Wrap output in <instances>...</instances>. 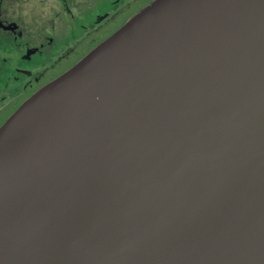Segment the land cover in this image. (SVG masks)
I'll return each instance as SVG.
<instances>
[{
    "label": "water",
    "instance_id": "95a60500",
    "mask_svg": "<svg viewBox=\"0 0 264 264\" xmlns=\"http://www.w3.org/2000/svg\"><path fill=\"white\" fill-rule=\"evenodd\" d=\"M0 264H264V0H155L27 99Z\"/></svg>",
    "mask_w": 264,
    "mask_h": 264
},
{
    "label": "rangeland",
    "instance_id": "374dc122",
    "mask_svg": "<svg viewBox=\"0 0 264 264\" xmlns=\"http://www.w3.org/2000/svg\"><path fill=\"white\" fill-rule=\"evenodd\" d=\"M153 1L26 0V4H20L7 0L3 6L5 17L19 24L23 36L0 30V125L56 73L51 66L73 61L89 45ZM105 15L98 32L84 35V27ZM51 38L54 42L49 45ZM35 47L41 51L34 52ZM24 71L32 74L25 75ZM38 75L40 79H36Z\"/></svg>",
    "mask_w": 264,
    "mask_h": 264
},
{
    "label": "flooded vegetation",
    "instance_id": "af4514ba",
    "mask_svg": "<svg viewBox=\"0 0 264 264\" xmlns=\"http://www.w3.org/2000/svg\"><path fill=\"white\" fill-rule=\"evenodd\" d=\"M7 0H0V30L2 31H9L12 33V35H14L15 37H22L23 36V32L20 30V26L18 23L14 22V21H11L9 20L8 18L5 17V14H4V11H3V6H4V3L6 2ZM20 2V4H26V0H17ZM154 2V1H153ZM152 3V2H151ZM151 3L145 5V7H147L148 5H150ZM145 7H143L142 9H144ZM142 9H140L139 11H136L130 18H128L127 20H125V22H127L129 19H131L134 15H136L138 12H140ZM106 15L105 16H99L98 19H96V21L93 23V24H90L89 27H84V35H87L89 34L90 32H98V30L100 29L101 27V23L102 21H104ZM124 24V23H123ZM122 24V25H123ZM121 25V26H122ZM120 27V26H119ZM119 27H117L115 30H113L111 33H109L107 36H104L102 38H100V40L98 41H95L93 42L91 45H89L86 49H84L81 53H79V55L71 62H69L68 64L64 65V66H60L58 67L57 65H53L51 66L52 68L56 69V73L51 76L43 85H41L40 87H38L32 94H35L40 88H42L44 85H46L47 83H49L51 80H53L54 78H56L58 75H60L61 73H63L64 71H66L67 69H69L70 67H72L75 63H77L81 58H83L88 52H90L94 47H96L98 44H100L102 41H104L109 35H111L114 31H116ZM54 42V39H49L47 44L49 45H52ZM75 44V43H74ZM43 46V45H42ZM34 50V52H38V51H41L40 47H35V48H32ZM66 50V49H63V51ZM62 54V53H61ZM49 66V67H50ZM25 75H31L32 72L30 71H24L23 72ZM1 77V76H0ZM41 75L37 76L36 79H40ZM29 96V98L31 97ZM28 98V99H29ZM21 106V105H20ZM19 106V107H20ZM18 107V108H19ZM17 108V109H18ZM16 109V110H17ZM15 110V111H16ZM5 123V122H4ZM2 123L0 125V127L4 124Z\"/></svg>",
    "mask_w": 264,
    "mask_h": 264
}]
</instances>
